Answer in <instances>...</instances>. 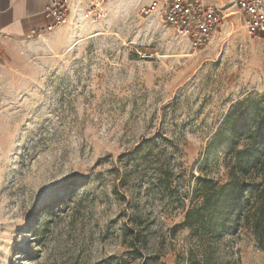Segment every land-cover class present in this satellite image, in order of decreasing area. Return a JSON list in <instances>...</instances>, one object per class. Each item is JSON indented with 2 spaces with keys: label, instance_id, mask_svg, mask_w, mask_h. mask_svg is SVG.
I'll list each match as a JSON object with an SVG mask.
<instances>
[{
  "label": "rangeland",
  "instance_id": "374dc122",
  "mask_svg": "<svg viewBox=\"0 0 264 264\" xmlns=\"http://www.w3.org/2000/svg\"><path fill=\"white\" fill-rule=\"evenodd\" d=\"M137 1L2 46L0 264H264L244 222L181 225L196 176L228 178L225 114L264 108V36L232 7L195 48Z\"/></svg>",
  "mask_w": 264,
  "mask_h": 264
},
{
  "label": "trees",
  "instance_id": "16d2710c",
  "mask_svg": "<svg viewBox=\"0 0 264 264\" xmlns=\"http://www.w3.org/2000/svg\"><path fill=\"white\" fill-rule=\"evenodd\" d=\"M240 141L244 142L241 147ZM223 142L229 144L228 156L232 161L228 178L220 182L197 175L192 203L181 225L210 240L244 222L257 248L264 251V108H259L255 100H241L232 105L207 147ZM199 263L200 259L189 251L185 262L177 264Z\"/></svg>",
  "mask_w": 264,
  "mask_h": 264
},
{
  "label": "built area",
  "instance_id": "2783aa9c",
  "mask_svg": "<svg viewBox=\"0 0 264 264\" xmlns=\"http://www.w3.org/2000/svg\"><path fill=\"white\" fill-rule=\"evenodd\" d=\"M104 3L105 0H88L84 14L92 22H98L103 17ZM234 6L242 16L246 33L253 37H263L264 0H234ZM69 13L70 0H48L44 14L49 22L43 28H33L31 36L50 32L66 24ZM139 15L145 18L158 17L163 24L185 37L195 48L206 45L227 16L211 0H149L140 7Z\"/></svg>",
  "mask_w": 264,
  "mask_h": 264
},
{
  "label": "crops",
  "instance_id": "0c3cea01",
  "mask_svg": "<svg viewBox=\"0 0 264 264\" xmlns=\"http://www.w3.org/2000/svg\"><path fill=\"white\" fill-rule=\"evenodd\" d=\"M148 1L138 0L136 4L131 5L133 7H135L134 5L141 6ZM47 2L48 0H0V52L3 45L31 37L33 28L40 29L48 24L49 19L44 14ZM218 2L219 4L216 3V0H211V3L222 8L227 16L234 13L230 11L232 7L240 14L234 6V0H218ZM87 4L88 0H70V13L67 22H76L83 18ZM45 33L41 32L35 36Z\"/></svg>",
  "mask_w": 264,
  "mask_h": 264
},
{
  "label": "bare ground",
  "instance_id": "6f19581e",
  "mask_svg": "<svg viewBox=\"0 0 264 264\" xmlns=\"http://www.w3.org/2000/svg\"><path fill=\"white\" fill-rule=\"evenodd\" d=\"M86 17V15H84ZM87 18V17H86Z\"/></svg>",
  "mask_w": 264,
  "mask_h": 264
}]
</instances>
